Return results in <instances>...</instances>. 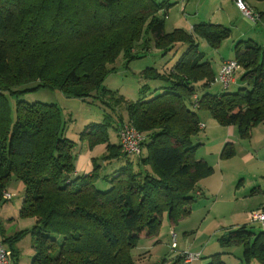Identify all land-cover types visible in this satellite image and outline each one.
Returning a JSON list of instances; mask_svg holds the SVG:
<instances>
[{
	"label": "trees",
	"instance_id": "obj_1",
	"mask_svg": "<svg viewBox=\"0 0 264 264\" xmlns=\"http://www.w3.org/2000/svg\"><path fill=\"white\" fill-rule=\"evenodd\" d=\"M172 6L170 0H0V209L8 187L19 182V218L33 221L11 237L0 225L12 264L26 236L29 264H139L133 252L140 242L157 239L164 215L172 226L190 216L199 181L213 171L196 159L199 113L235 128L241 139L264 124V47L251 38L233 45L235 81L213 94L217 74L200 44L217 51L231 30L201 22L166 32ZM253 14L264 31V13ZM152 53L167 60L140 73L162 83L155 90L145 84L131 100L104 87L118 58L128 64ZM40 91L97 106L103 121L72 131L59 105L21 100ZM126 124L144 137L136 158L120 145ZM80 146L103 149L91 159L90 174L76 172ZM232 155L226 145L222 157ZM229 232L220 247L241 248V264H264V230L255 236L244 225ZM223 255L202 264H226Z\"/></svg>",
	"mask_w": 264,
	"mask_h": 264
},
{
	"label": "rangeland",
	"instance_id": "obj_2",
	"mask_svg": "<svg viewBox=\"0 0 264 264\" xmlns=\"http://www.w3.org/2000/svg\"><path fill=\"white\" fill-rule=\"evenodd\" d=\"M170 2L174 6L170 8L166 19V32H171L174 28L187 30L201 22H211L212 14L218 11L221 13L220 17L225 21L226 19L232 20L234 27L246 28L247 22H250L230 4L229 0H170ZM239 27L232 29L229 26L231 37L219 48V55L223 58L234 59V46L229 48V45L240 42L241 28ZM257 29L259 28L251 31L245 40L252 38L259 46L264 47V31ZM200 50L208 53L212 60L214 59L215 52L209 50L204 43L200 44ZM215 55L218 58V54ZM166 61V59L161 60L155 53L128 64L125 59L120 57L111 67L116 73L106 80L104 87L118 91V95H125L128 99L134 100L136 98L137 100L139 89L143 85L147 84L150 92L162 85L161 82L144 81L141 79L140 73L149 67L158 69ZM213 64L216 66L215 63ZM219 88V85L215 84L212 93L215 94ZM236 89L234 87L229 91L235 92ZM21 100L27 103L59 105L68 115V118L71 116L72 131H81L88 124L103 121V114L97 106L87 105L79 100L67 99L56 92L40 91L24 95ZM205 115L208 114L199 113V119L203 120ZM215 124L218 129H214L207 122H205V126L202 124L204 131H201L195 140L196 144H202L198 148L196 159L204 160L213 169L210 176L201 179L198 183L205 196L201 197V193L198 192L200 197L193 204L190 216L178 221L174 226L170 225L167 215H164L157 239L141 241L138 249L135 250L138 253L133 252L139 264H163L162 259H166L164 260L165 264H169L177 255L183 257L184 254L185 256L186 251L192 255L201 253L203 258L200 262L191 264H202L204 257L219 252L226 254L223 255V258L227 264H241L239 261L242 257L241 248L233 246L222 248L219 246L220 240L227 238L229 231L237 225L247 226L250 233L255 236L261 233L262 229L258 225L249 224V213L256 210L258 205L264 201L261 193L264 191V124L253 129L251 137L246 139H241L238 134L226 137L228 128L217 126V122ZM111 135L114 137L113 131ZM226 145L231 148L233 153L229 158L222 157ZM249 155H252L253 159L246 161L245 158ZM8 192L13 198L2 206V210L0 209L5 230L9 232V235H13L17 231L31 229L32 220L19 218L20 205L23 199L21 183L12 182L8 187ZM172 234L175 235L177 245L175 250L171 248ZM30 242L31 238L26 236L17 245L20 264L30 263L33 255ZM147 247H154V250L145 251L147 253L140 252ZM188 262L189 260L184 258L182 264H189ZM251 264L258 263L252 260Z\"/></svg>",
	"mask_w": 264,
	"mask_h": 264
},
{
	"label": "built area",
	"instance_id": "obj_3",
	"mask_svg": "<svg viewBox=\"0 0 264 264\" xmlns=\"http://www.w3.org/2000/svg\"><path fill=\"white\" fill-rule=\"evenodd\" d=\"M233 4L238 12H240L244 18L255 23L256 17L252 11L248 8L244 0H232ZM239 70L237 64L233 60H227L220 65L219 71L217 73L215 84L221 86H228L235 81V76ZM202 127V126H201ZM203 128V127H202ZM120 145L122 151L131 156H140L142 154V148L144 143V137L140 134L131 124H126L122 128L119 134ZM196 196H200L197 192ZM13 196L8 192L3 196L4 201H11ZM249 224L258 225L262 230H264V201L256 210L249 213ZM173 243L171 248L175 250L177 248L175 235L172 234ZM187 254V255H186ZM184 256V254H183ZM187 256V257H185ZM184 258L189 260V264L198 261L201 257V253L192 255L188 251L185 252ZM12 254L0 243V264H12Z\"/></svg>",
	"mask_w": 264,
	"mask_h": 264
},
{
	"label": "crops",
	"instance_id": "obj_4",
	"mask_svg": "<svg viewBox=\"0 0 264 264\" xmlns=\"http://www.w3.org/2000/svg\"><path fill=\"white\" fill-rule=\"evenodd\" d=\"M229 2H230V4L233 6V7H235L234 6V4H233V1L232 0H229ZM244 2L246 3V5L248 6V8L252 11V13H255V14H260V13H264V0H244ZM221 11H223V10H221ZM220 12L218 11V12H214L213 14H212V16H211V22H208V23H211V24H216V25H223V26H225V27H227V28H229V26H231V28L232 29H236V28H238L239 26H232L233 24H232V20H230V19H226V21L222 18V17H220ZM247 26H246V28H242V27H239V28H241V32H240V36H239V38L240 39H245V37H247L249 34H250V32L251 31H255V29L256 28H259L257 25H255V23H253L252 21H250V22H247ZM241 26H242V24H241ZM174 29H177V28H174ZM173 29V30H174ZM230 29V28H229ZM191 29H187L186 31H190ZM257 30H261L260 28L259 29H257ZM253 34V33H252ZM250 37V36H249ZM252 39V38H251ZM232 43H235L234 41H231ZM224 43V42H223ZM223 45V44H222ZM231 47H233V45H229V48H231ZM221 48V47H220ZM219 51H220V49H218L217 51H214L215 52V54H218V58L216 57V55L214 54V59L212 60V58H211V56H208V59L212 62V64L213 63H215L216 64V66H214V64H213V66H214V71H215V74H217L218 73V71H219V68H220V65L223 63V62H225V61H227V60H230L229 58H223V56H221V55H219ZM208 55V54H207ZM216 59H217V62H216ZM208 114V113H207ZM201 121V125L203 124L204 126H205V122H207V124H211L213 127H214V129L216 128V122L214 123V120L209 116V115H205V117H204V119L203 120H200ZM217 126H218V124H217ZM206 128V127H205ZM216 129H218V127L216 128ZM202 131H204V129H202ZM235 135V134H237V132H236V129L235 128H233V127H229L228 129H227V133H226V137L228 136V135ZM77 135L78 134H75V136H73L72 138L74 139V141L75 142H78V137H77ZM103 154V149L102 148H97V149H95L94 151H92V152H90L89 150H87V148L86 147H83V146H80V154H79V158H78V160H77V163H76V172L78 173V174H90L91 172H92V163H91V159L92 158H95V157H99V156H101ZM136 158V157H135ZM251 159H253V156L252 155H249V156H247L246 158H245V160L246 161H248V160H251ZM204 161V160H203ZM263 162H264V160H263ZM260 187L258 186V189H259ZM198 189H199V191H200V193H201V197H203V196H205V194H204V192L201 190V188H200V185L198 184ZM256 192V191H255ZM261 193H262V195H263V198H264V191H261ZM262 198V199H263ZM263 202V201H262ZM262 202L258 205V207H260V205L262 204ZM257 207V208H258ZM2 210V209H1ZM0 210V211H1ZM5 219V218H4ZM3 222V219H2V217H1V214H0V225L3 227L2 229H3V231H4V234H5V236L6 237H11L12 235H9V232L7 231V230H5L6 229V227H4V224L2 223ZM28 225H29V223H28ZM241 226H244V225H237V226H235V227H233V229H235V228H239V227H241ZM18 232V231H17ZM15 234V233H14ZM226 234V233H225ZM224 234V235H225ZM154 248V247H153ZM153 248H150V247H147V248H144V249H142V250H140V252L141 251H143V253H147L148 251L147 250H152ZM140 249V248H139ZM154 250V249H153ZM145 251H147V252H145ZM135 252H137V251H135ZM138 253V252H137ZM139 254H141V253H139ZM223 260H224V262L227 264V262H226V260H225V258H223ZM18 264H20V263H18Z\"/></svg>",
	"mask_w": 264,
	"mask_h": 264
},
{
	"label": "bare ground",
	"instance_id": "obj_5",
	"mask_svg": "<svg viewBox=\"0 0 264 264\" xmlns=\"http://www.w3.org/2000/svg\"><path fill=\"white\" fill-rule=\"evenodd\" d=\"M135 157H138V156H135Z\"/></svg>",
	"mask_w": 264,
	"mask_h": 264
}]
</instances>
